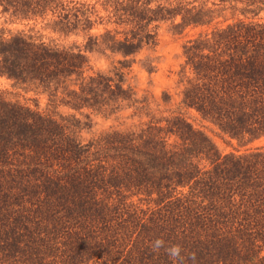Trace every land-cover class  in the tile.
Segmentation results:
<instances>
[{"label": "trees", "instance_id": "obj_1", "mask_svg": "<svg viewBox=\"0 0 264 264\" xmlns=\"http://www.w3.org/2000/svg\"><path fill=\"white\" fill-rule=\"evenodd\" d=\"M92 1L0 0L11 17L51 12L55 31L87 39L82 48L0 36V77L47 99L31 108L0 91V264H173L153 251L157 239L181 245L185 264L191 253L196 264H264V150L223 155L182 114L150 117L121 71L157 45L161 23L180 35L230 4L257 17L264 0ZM87 51L124 60L114 76L91 74ZM183 53L181 103L242 145L264 137V23L216 27ZM124 109L150 120L82 139L86 110Z\"/></svg>", "mask_w": 264, "mask_h": 264}, {"label": "rangeland", "instance_id": "obj_2", "mask_svg": "<svg viewBox=\"0 0 264 264\" xmlns=\"http://www.w3.org/2000/svg\"><path fill=\"white\" fill-rule=\"evenodd\" d=\"M66 2L70 0H64ZM81 2L93 3L92 0H76ZM234 6L235 8H230ZM227 10L212 23L209 27H189L182 34H175L170 30V23H161L158 29L157 45L155 47H145L130 60L129 67L123 68L125 85L135 92L139 101L145 100L149 107L150 117L156 119L173 118L182 114L195 129L204 132L216 145L217 149L223 154L235 153L244 154L258 148L264 150V137L256 139L247 145H242L238 140L231 139L224 135L210 122L204 120L195 110L185 107L182 101L183 83L180 82V71L185 62L184 46L190 41L197 39L200 35L211 33L216 27H226L232 23H250L260 21L264 23V12L257 17L246 13L243 9L244 3L227 5ZM103 15V14H102ZM55 20L51 12L43 18H16L8 13L2 12L0 7V36L10 39L13 35L23 33L32 36L50 45L70 47L73 45L83 48L87 39L84 34L66 36L53 29ZM112 29L113 27H109ZM106 32L103 25L96 27L92 34L100 36ZM86 55L92 68L91 74L103 73L114 76L115 72L121 67L119 61L124 58L121 54H113L110 51L102 53L100 51H87ZM153 66L149 72L148 65ZM12 81L6 77H0V91L5 92V97L11 101H19L31 108L36 107V101L40 109L46 107V96L36 95L33 91L24 92L14 90L11 87ZM168 97V99H166ZM141 105H144L142 103ZM64 114H72L73 110L61 108ZM91 113L92 127L81 132L84 141H89L103 136L112 131H129L138 129L150 120L145 114L141 117L134 116L133 109H124L115 115L104 117L101 114Z\"/></svg>", "mask_w": 264, "mask_h": 264}, {"label": "clouds", "instance_id": "obj_3", "mask_svg": "<svg viewBox=\"0 0 264 264\" xmlns=\"http://www.w3.org/2000/svg\"><path fill=\"white\" fill-rule=\"evenodd\" d=\"M164 248L166 254L173 264H185V256L182 255L184 249L181 245H172L171 247H165V241L162 239H157L153 242V251H159V249ZM188 259L192 261V264H196V254L191 253Z\"/></svg>", "mask_w": 264, "mask_h": 264}]
</instances>
